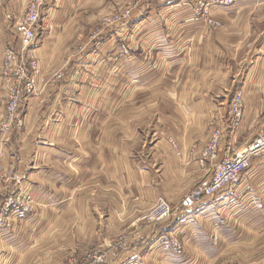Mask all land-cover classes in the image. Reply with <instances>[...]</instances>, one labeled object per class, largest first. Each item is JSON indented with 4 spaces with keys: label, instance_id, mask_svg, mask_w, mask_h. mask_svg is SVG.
Listing matches in <instances>:
<instances>
[{
    "label": "crops",
    "instance_id": "1",
    "mask_svg": "<svg viewBox=\"0 0 264 264\" xmlns=\"http://www.w3.org/2000/svg\"><path fill=\"white\" fill-rule=\"evenodd\" d=\"M2 1L0 70L8 46L4 47L3 31L15 37L13 25L30 0ZM124 1L47 0L35 45L41 60L37 76L41 94L24 102L21 116L27 128L22 134L14 130L5 142L0 134V177L14 169L16 190L29 189L40 207L15 218L10 228L0 229V264H51L47 253L45 263L34 254L45 252L38 246L56 235L69 239L70 254L78 257L100 245L99 249L110 250L115 238L129 236L126 251H111L113 264H161L158 249L165 234L177 233L178 226L187 225L188 239L206 238L210 230L205 236L196 224L209 223L203 222L207 218L219 220L217 215L227 210L228 189L220 200L201 199L192 210L159 225L135 219L139 210L167 198L166 194L180 198L178 206L182 195L207 176L209 164L204 168L201 160L212 120H216L213 126L224 129L221 158L231 147L251 143L264 127V0L212 6L220 28L204 23L181 0H140L128 23L111 29L100 42L90 44L85 54L72 59L71 48L83 45L86 20L96 13L97 19L109 7L116 11ZM115 31L121 34L122 43L112 41ZM47 37L61 39L46 42ZM52 45L58 48L56 53L51 52ZM104 49L106 54H102ZM51 63H67L69 68L55 87L47 89L43 82ZM103 64L107 73L103 78L113 79L106 95L121 92L123 102L138 95L139 112L154 113L153 135L144 141L148 154L126 149L124 143L116 149L109 132L100 141L93 134L100 108L93 95L100 92L96 83ZM120 80L123 87L115 89ZM238 92L243 94L244 117L233 133L230 111ZM5 104L0 78V121ZM100 143L106 151L100 150ZM263 163L262 158H254L252 168L229 194L233 208L241 203L250 208V215H235L230 220H247L245 227L252 228L255 237L262 233L258 225L264 223L255 214L259 207L264 212ZM98 176L105 181L100 194ZM2 190L0 204L9 191ZM117 207L135 216L121 222L113 212Z\"/></svg>",
    "mask_w": 264,
    "mask_h": 264
},
{
    "label": "rangeland",
    "instance_id": "2",
    "mask_svg": "<svg viewBox=\"0 0 264 264\" xmlns=\"http://www.w3.org/2000/svg\"><path fill=\"white\" fill-rule=\"evenodd\" d=\"M180 2L184 3L183 5L185 6L187 5L191 7L193 10L195 9L196 12H198L199 14L203 13L202 12L204 9L203 4H205L204 0H181ZM139 3L140 0H125L123 4H120L121 6L120 5L117 6L118 8L116 11H112L111 7H109L108 10H106L105 14H102V16H99L100 14H98L99 17L97 16L98 17L97 19L95 18V15L97 14L96 13L88 20H86L89 24L87 26L88 30L84 33L83 36L84 37L83 45L82 46L78 45L76 47L71 48L70 55L72 56V59L76 55L81 56L85 54V51L88 50L87 48L91 44L90 42L94 40L93 37L95 32H97L100 29L101 23L103 21L111 17H119L123 13H126V11L128 10H130L132 16H134ZM21 16H19L18 18H20ZM201 19L204 21V23L209 25L204 18L201 17ZM1 24L2 22H0V28H1ZM210 26L213 27L212 25ZM109 30L110 29H106L101 34L103 36L98 40L99 42L100 40H102L103 37H105L109 33ZM61 34L63 35L64 33ZM120 35L121 34H118L115 31L114 38L112 39V41L122 43L120 39ZM41 37L43 39L45 38L43 32H41ZM3 38L5 45L4 47H6L7 45H9L10 42H12L11 39L15 37L14 35L11 36L9 35V33L7 34L5 31H3ZM58 39L61 38L47 37L46 42L58 40ZM50 50L51 52L56 53L58 51V48L52 45ZM4 51H3V55H4ZM102 54H106L105 49L102 51ZM35 57L37 58L40 66L41 60L39 56L36 54V52H35ZM51 64L52 66L49 64L47 68L48 71L45 80L43 82L45 85L47 84V89H52L53 87H55L58 84L59 80H62L64 78L67 69L69 68L67 63L61 65L54 63ZM102 67H104V69H102ZM105 68L106 65L104 64L101 65L99 80L96 83V87L100 88V92L97 95H93V98L96 99L97 103L100 105L98 122L97 125H95L93 128V134L96 133L100 141L103 139V137L107 136L106 132H109L110 133L109 137L112 138L110 140L111 144L115 145L116 149L122 148L123 145L125 144L126 149L136 151V153L144 151L146 154H148L144 150V148L145 149L148 148V145L146 146L144 144V141L147 137L151 139V136L153 135V130L155 129V125H156L154 122L155 119L153 118L154 113L139 112L137 106L139 105L140 98L138 95H134V97H130V99L126 100V102H123L124 96H122L121 92H118V94H115L114 96L106 95V92H108L110 87H113V84H111L113 83V79L109 78L108 80H106L105 78H103L105 75H107ZM115 83H116V85L114 86L115 89H121L123 87V83L121 80L120 82H115ZM39 89H38V93L41 92V89L40 91ZM101 90L102 91L104 90L103 94L101 93ZM38 93L36 95L41 94ZM143 102L145 101L143 100ZM124 103H126V105H124ZM148 115H152V118L149 119ZM214 121L216 120L211 121V128H213ZM21 122H22V126L15 127L14 130H18L22 134L27 127L23 118ZM165 126L167 125L164 124L163 127L161 125L162 129L165 128ZM113 140L115 141V143L113 142ZM235 148L231 147L229 152ZM236 149L238 150V148ZM100 150L101 151L107 150L106 145L104 143L103 144L100 143ZM262 166H264V163L262 164ZM6 172L7 173L5 174L7 175H3V178H1L0 189L2 190L3 188L2 191H5V189L9 191L8 192L6 191L7 194H5V198L3 202L0 204V210L3 204L11 195L17 196L22 194V195H29L33 198L32 193L29 189L27 190V188L20 187L19 190H16V188L14 187L15 184L12 179V176L15 173L14 169H8L6 170ZM202 179H200V181ZM102 183H105V181H103V179L98 176V183L96 185V188L99 194L103 189V187H100V184ZM195 186L197 185L195 184ZM195 186L190 190L188 189V191L182 195L181 199L185 195H187V193L193 190ZM165 196H167V198L162 197L160 199H165L172 206H176L177 205L176 203H178L179 202L178 200L180 199L178 197H171V195H167V194ZM160 199H158L152 206L148 207L147 209L139 210L138 215L135 219L137 220L139 218L138 220L145 221L144 220L145 215L155 206V204ZM217 199L218 198H213L212 200L215 201ZM224 199H226L224 200L226 202L224 203V205L226 206L227 210H225V212H221L220 215L219 214L217 215L219 217V220L217 219L215 221L213 220L211 221L209 220V218L204 219L203 222L210 223L209 227H207L209 223L196 224L197 225L196 228L205 231V236L208 233V230H210L206 238L203 237L201 239H195V240L188 239L186 237L187 230L189 229L187 225L178 226L179 230L177 231V233L165 234L164 240H168L169 242L168 246L171 245V247H169V249L166 250V246L164 247L163 245L164 243L161 242L160 247H163V249L162 248H161L162 250L160 248L158 249V251H161L160 254V256H162L161 264H264V223L258 225V231H261L262 233H259L258 236L255 237L254 233H252V228L248 230L245 227L247 220L244 221L242 220L241 223H234L233 220H230L231 216L244 215V214L250 215V208L245 206L244 203H241L233 208V206L231 205V198L227 197ZM39 207L40 205H38V203L33 198V205H32L33 210L29 214L35 212ZM117 208L114 209L113 212L114 214H116L117 220L121 222L123 221L128 222L131 218L135 216V213L130 215V212L128 213L126 209L124 210L121 207H117ZM258 210L259 212H256L255 214L264 218V212H262V208L259 207ZM240 211L247 213L240 214ZM29 214L26 213L16 217L13 215L14 218H11L10 220H8V222L12 221V223H14L15 218H23ZM145 222L147 223L148 221ZM249 227L250 225H247V228ZM6 228H10V226H7ZM234 232L237 233L234 234ZM119 235H121V233ZM60 237H61L60 235H56V237L54 238H49L44 240L38 247L40 248L42 247L47 250L41 254L37 251L36 254H34V258L39 260V262L45 263L46 259H44L43 256L47 253L48 258H50V260L52 261L51 264H53V262L55 261L57 262V264H63L71 259H79V257L76 256L75 254H70L72 250V248L70 247L71 241L69 239L60 238ZM119 240L126 242L128 246L131 244V240L129 239V236L125 237V235L115 238L112 242ZM200 242H202L203 245H199ZM100 246L96 247L95 250H98ZM171 252H173V256L170 255ZM35 262L37 261L35 260Z\"/></svg>",
    "mask_w": 264,
    "mask_h": 264
},
{
    "label": "built area",
    "instance_id": "3",
    "mask_svg": "<svg viewBox=\"0 0 264 264\" xmlns=\"http://www.w3.org/2000/svg\"><path fill=\"white\" fill-rule=\"evenodd\" d=\"M168 0H160L165 3ZM202 18L214 28L222 27V24L215 20L212 15V6H230L241 0H204ZM259 1V0H257ZM0 0V4H2ZM47 0H30L23 13L14 25L15 40L12 41L4 51V60L0 70V78L4 91L5 111L0 121V134L3 141H8L15 127L22 126V108L25 100L38 92L37 76L39 63L35 57V45L37 43V28L41 21L43 9ZM131 11L128 10L119 17H111L101 23L100 29L95 32L93 44L97 42L106 29L118 28L132 19ZM109 30V31H110ZM243 94L238 92L231 104L230 125L233 133L240 128L244 117ZM224 141V129L217 125L213 126L209 140L204 147L202 163L209 164V173L193 190L185 195L178 206H172L165 199H160L155 206L145 215L144 220L150 224H160L170 220L182 211H189L195 207L201 199H213L223 195L226 189L229 197L231 189L238 186L243 175L252 167L254 158L264 159V127L258 132L254 140L245 147L238 150L232 149L223 158L220 152ZM17 176L14 173L12 179ZM0 177V184H1ZM8 198V197H7ZM33 198L29 195H11L3 204L0 210V228L12 225L8 222L13 215L20 216L30 213L33 208ZM166 250L169 249L168 240H162ZM126 242L119 240L110 245V250H93L86 253L79 259H71L63 264H113L112 253H123L128 249ZM163 249V247H161Z\"/></svg>",
    "mask_w": 264,
    "mask_h": 264
}]
</instances>
